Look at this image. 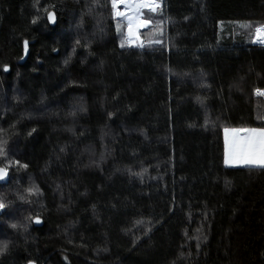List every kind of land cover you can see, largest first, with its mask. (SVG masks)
Here are the masks:
<instances>
[{
    "label": "trees",
    "instance_id": "1",
    "mask_svg": "<svg viewBox=\"0 0 264 264\" xmlns=\"http://www.w3.org/2000/svg\"><path fill=\"white\" fill-rule=\"evenodd\" d=\"M158 2L121 47L113 0H0V264H264V168L223 161L264 0Z\"/></svg>",
    "mask_w": 264,
    "mask_h": 264
},
{
    "label": "snow or ice",
    "instance_id": "2",
    "mask_svg": "<svg viewBox=\"0 0 264 264\" xmlns=\"http://www.w3.org/2000/svg\"><path fill=\"white\" fill-rule=\"evenodd\" d=\"M126 9L125 12H116L115 15L123 16L128 22V31L125 40L132 43L138 40L136 30L150 22L141 19V9L147 8L151 11H156L160 8L158 0H123ZM117 0H113V8L115 9ZM49 19H53V14L49 13ZM250 27L249 24L242 25ZM119 31V25H117ZM253 43L264 44V24L257 25L254 29V34L251 37ZM125 40L121 41V47L124 46ZM151 43V41H149ZM27 42L25 41V47ZM142 46V45H141ZM7 70V66H5ZM256 92L264 96V90L257 89ZM235 135L230 139L228 129H225L224 138V163L225 165H246L264 168V129H237L233 130ZM240 133H243L242 135ZM5 154V141L0 139V156ZM19 163V162H17ZM6 175V169L0 168V179ZM4 205L0 203V208ZM5 246H0V252L4 251ZM31 264V262H30Z\"/></svg>",
    "mask_w": 264,
    "mask_h": 264
},
{
    "label": "rangeland",
    "instance_id": "3",
    "mask_svg": "<svg viewBox=\"0 0 264 264\" xmlns=\"http://www.w3.org/2000/svg\"><path fill=\"white\" fill-rule=\"evenodd\" d=\"M123 0H117V5H116V8L113 9V17L116 18V19H119V20H122L125 22L126 24V29H125V37L127 35V28H128V22H127V19L123 16H117L115 15L116 12H124L125 11V6L121 3ZM123 5V6H122ZM124 8V9H123ZM149 25V24H148ZM148 25H146V27H148ZM145 27V28H146ZM125 44L128 45V46H137V47H140L142 45V37L139 35V40L133 44V43H129L125 40ZM261 96V95H260ZM263 99H264V96H261ZM243 129V128H241Z\"/></svg>",
    "mask_w": 264,
    "mask_h": 264
},
{
    "label": "water",
    "instance_id": "4",
    "mask_svg": "<svg viewBox=\"0 0 264 264\" xmlns=\"http://www.w3.org/2000/svg\"><path fill=\"white\" fill-rule=\"evenodd\" d=\"M49 13L53 14L52 20L49 19V15H48ZM46 19H47L49 26H54L56 24V19H57L55 12L53 10H49L46 14ZM0 168H3V167H0ZM8 180H9V174L6 170V175L2 179H0V185L6 184ZM2 212H3V208H0V214ZM36 223H39V220H36ZM28 264H30V262ZM31 264H35V262H31Z\"/></svg>",
    "mask_w": 264,
    "mask_h": 264
},
{
    "label": "crops",
    "instance_id": "5",
    "mask_svg": "<svg viewBox=\"0 0 264 264\" xmlns=\"http://www.w3.org/2000/svg\"><path fill=\"white\" fill-rule=\"evenodd\" d=\"M243 129H264V128H243ZM228 130H229L228 135H229V138L231 139L233 135H235L233 130H237V128H228ZM240 134L242 135L243 133H240ZM224 138H225V129L223 130V143H224ZM223 161H224V157H223ZM225 166L227 167H246V165H225Z\"/></svg>",
    "mask_w": 264,
    "mask_h": 264
},
{
    "label": "built area",
    "instance_id": "6",
    "mask_svg": "<svg viewBox=\"0 0 264 264\" xmlns=\"http://www.w3.org/2000/svg\"><path fill=\"white\" fill-rule=\"evenodd\" d=\"M143 9H147V8H143ZM141 11H142V9H141ZM141 19H143L142 18V15H141ZM144 20V19H143ZM148 25V24H147ZM146 27V25L145 26H143V27H140V28H138L137 30H136V35L139 37V30H141V29H143V28H145ZM127 31H128V28H127ZM139 40V39H138ZM138 40H135V41H133L132 43L133 44H135Z\"/></svg>",
    "mask_w": 264,
    "mask_h": 264
},
{
    "label": "bare ground",
    "instance_id": "7",
    "mask_svg": "<svg viewBox=\"0 0 264 264\" xmlns=\"http://www.w3.org/2000/svg\"><path fill=\"white\" fill-rule=\"evenodd\" d=\"M121 3H122L124 6H125V4H124V2H123V1H122ZM123 5H122V6H123ZM125 8H126V7H125ZM123 9H124V8H123ZM127 11H128V10H127V9H125V11H124V12L126 13ZM258 44H259V43H258Z\"/></svg>",
    "mask_w": 264,
    "mask_h": 264
}]
</instances>
